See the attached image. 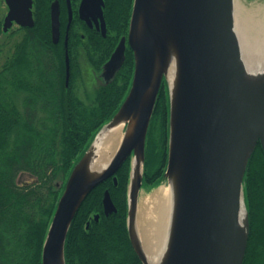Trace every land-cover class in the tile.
I'll return each instance as SVG.
<instances>
[{
  "label": "water",
  "instance_id": "95a60500",
  "mask_svg": "<svg viewBox=\"0 0 264 264\" xmlns=\"http://www.w3.org/2000/svg\"><path fill=\"white\" fill-rule=\"evenodd\" d=\"M7 1L11 11L5 31L14 20L24 27L34 26L32 0L26 4ZM103 6V0H84L82 10L89 24L92 17L100 22L105 35ZM92 8L96 17L88 15ZM234 9L235 0L134 1L128 37L121 39L101 75L106 82L113 79L125 60L128 44L135 57L132 88L75 165L50 225L42 264H67L66 240L81 205L130 158L127 226L133 248L142 264H147L137 233L138 202L147 135L165 82L170 103L165 177L175 180L176 203L162 264L244 263L250 234L244 181L257 145L264 150V81L253 80L245 69ZM53 29L56 40V9ZM171 55L178 66L174 91L167 76ZM123 120H133L131 127L110 162L97 166L95 148ZM114 181L117 183L116 177ZM102 202L106 216L117 212L109 190Z\"/></svg>",
  "mask_w": 264,
  "mask_h": 264
},
{
  "label": "trees",
  "instance_id": "16d2710c",
  "mask_svg": "<svg viewBox=\"0 0 264 264\" xmlns=\"http://www.w3.org/2000/svg\"><path fill=\"white\" fill-rule=\"evenodd\" d=\"M105 1L107 37L84 46L88 62L98 73L127 36L133 8V0ZM37 30L35 43L26 34L0 76V264H42L44 243L67 181L97 133L119 111L134 74V53L127 47L115 77L83 98L75 65L66 88L62 49L42 45L44 30ZM167 129L168 95L163 87L147 137L144 187L166 180ZM130 170L128 159L115 174L117 183L109 178L85 199L67 236V264H142L127 226ZM23 173L31 181L22 184ZM244 185L250 234L243 264H264L260 143L249 161ZM105 190L117 207L110 216L103 209Z\"/></svg>",
  "mask_w": 264,
  "mask_h": 264
},
{
  "label": "bare ground",
  "instance_id": "6f19581e",
  "mask_svg": "<svg viewBox=\"0 0 264 264\" xmlns=\"http://www.w3.org/2000/svg\"><path fill=\"white\" fill-rule=\"evenodd\" d=\"M235 31L239 39L242 59L249 77L264 81V4L247 9L240 1L235 0ZM178 66L176 57L171 55L167 76L174 91ZM133 120L121 121L106 138L95 148L99 153L97 166L104 167L113 158L118 146L124 139L126 131ZM137 172L140 171L138 159L135 161ZM176 203V186L174 178L167 185L145 198L137 215V233L147 264H162L170 243L172 219ZM244 208L241 213V224L244 221Z\"/></svg>",
  "mask_w": 264,
  "mask_h": 264
},
{
  "label": "flooded vegetation",
  "instance_id": "af4514ba",
  "mask_svg": "<svg viewBox=\"0 0 264 264\" xmlns=\"http://www.w3.org/2000/svg\"><path fill=\"white\" fill-rule=\"evenodd\" d=\"M83 1L84 0H32L31 10L33 13L34 26L24 27L20 25L18 22H16V20H14L11 22V27H9L8 31H5V25H6L9 13L11 11V7L7 0H0V60L2 59V55H3L2 44H3V36L5 34L9 33L11 30H14L16 32H23L22 39L16 43L13 49V53H15L17 45L20 42L25 40L26 34L30 35L32 43H35V40H34L35 30L36 28L39 27L40 30H37V32L44 30L43 35L41 34L42 42L40 43L50 48L55 47L56 50L62 49L63 51L66 88L70 86V80H71V75H72V63L75 65V71L78 77V83H77L78 88L82 87L80 59L81 57L86 58L84 46L90 40H93L94 42V41H97L99 37L103 39L107 37V32L104 35L103 32L101 31L100 22L99 24L96 23L94 18L92 17L91 18L92 22L91 24H89L83 18V14H84V11L82 10ZM103 1H104L103 12H104L105 22L107 25V21L105 17L106 1L105 0ZM22 2L26 4L27 0H22ZM54 9H56V11L58 12V19H59V35H58V38H56V40L54 38L55 35H54V29H53ZM90 14L94 16L96 15L93 13V8L92 10L89 11L88 15ZM107 31H108V28H107ZM67 53L69 55V70H70V76H69L68 83H67V69L68 68H67V55H66ZM10 58L11 56L5 62L4 61L0 62V76L3 73L5 64ZM104 65L102 66L101 71L98 73V78L101 72L103 71ZM99 79L101 80V83H103V79L101 78Z\"/></svg>",
  "mask_w": 264,
  "mask_h": 264
},
{
  "label": "rangeland",
  "instance_id": "374dc122",
  "mask_svg": "<svg viewBox=\"0 0 264 264\" xmlns=\"http://www.w3.org/2000/svg\"><path fill=\"white\" fill-rule=\"evenodd\" d=\"M247 9L255 8L258 5L264 4V0H240ZM23 37V32H16L11 30L9 33L3 36V55L1 61H6L10 56H12L13 49L17 42H19ZM81 64V80H82V87L78 88V93L81 97L85 98L87 95L92 96L96 87L101 84V80L98 78V72L94 70L91 64L87 61L85 57H81L80 59ZM159 129V127H158ZM31 176L28 173H23L19 177V181L23 184L27 181H31ZM168 181H164L159 186L155 187H144L139 196L138 202V212L142 207L143 200L145 198L150 197L154 194L158 189L167 185Z\"/></svg>",
  "mask_w": 264,
  "mask_h": 264
}]
</instances>
